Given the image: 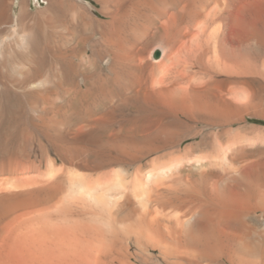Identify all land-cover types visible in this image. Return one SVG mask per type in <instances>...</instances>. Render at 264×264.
Returning <instances> with one entry per match:
<instances>
[{"label": "bare ground", "instance_id": "1", "mask_svg": "<svg viewBox=\"0 0 264 264\" xmlns=\"http://www.w3.org/2000/svg\"><path fill=\"white\" fill-rule=\"evenodd\" d=\"M91 1L0 0V264H264V0Z\"/></svg>", "mask_w": 264, "mask_h": 264}, {"label": "rangeland", "instance_id": "2", "mask_svg": "<svg viewBox=\"0 0 264 264\" xmlns=\"http://www.w3.org/2000/svg\"><path fill=\"white\" fill-rule=\"evenodd\" d=\"M11 2V7L9 9V16H8V29L15 28L16 29V23L15 20L19 18L20 16H17L19 14L20 7L22 6L25 11L30 16H39L40 11L45 7L44 0H8ZM91 3L93 5V2L91 0H86L85 2ZM9 20H11L9 22ZM14 20V22H13ZM10 23V24H9ZM12 23V24H11ZM15 94V93H14ZM12 92L6 93L3 98V103L1 106V111L3 113H7L8 111L18 113L21 111L28 112L29 107L27 106L26 102L20 97V101L18 99V95H14ZM11 98V99H10ZM6 99V100H5ZM7 101V102H6ZM22 102V104H21ZM25 106V107H24ZM21 110V111H19ZM256 126L258 127H264V122H256ZM263 148L257 147L254 148L253 151H259Z\"/></svg>", "mask_w": 264, "mask_h": 264}, {"label": "water", "instance_id": "3", "mask_svg": "<svg viewBox=\"0 0 264 264\" xmlns=\"http://www.w3.org/2000/svg\"><path fill=\"white\" fill-rule=\"evenodd\" d=\"M153 57L154 58H158L159 57V52L158 51H155L154 54H153Z\"/></svg>", "mask_w": 264, "mask_h": 264}]
</instances>
